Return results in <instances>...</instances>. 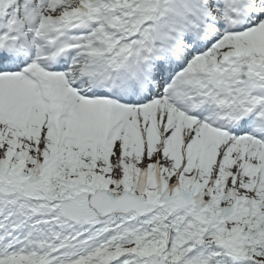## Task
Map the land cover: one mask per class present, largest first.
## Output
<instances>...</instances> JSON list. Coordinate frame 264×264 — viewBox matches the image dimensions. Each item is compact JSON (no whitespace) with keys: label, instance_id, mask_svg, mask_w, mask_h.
<instances>
[{"label":"snow or ice","instance_id":"1","mask_svg":"<svg viewBox=\"0 0 264 264\" xmlns=\"http://www.w3.org/2000/svg\"><path fill=\"white\" fill-rule=\"evenodd\" d=\"M0 264H264V0H0Z\"/></svg>","mask_w":264,"mask_h":264}]
</instances>
